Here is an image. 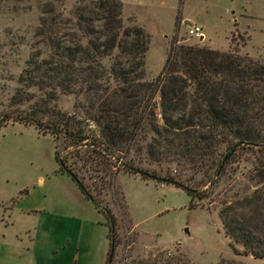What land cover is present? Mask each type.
Segmentation results:
<instances>
[{
	"label": "rangeland",
	"instance_id": "1",
	"mask_svg": "<svg viewBox=\"0 0 264 264\" xmlns=\"http://www.w3.org/2000/svg\"><path fill=\"white\" fill-rule=\"evenodd\" d=\"M45 1L0 0V119L7 113L14 119L31 114L42 123L35 129L9 120L0 127V264H104L109 248L106 218L62 169L57 152L99 207L116 217L113 264L157 252H168V257L187 264H219L222 259L264 264V257L233 252L220 218L226 203L254 190L250 178L261 159L257 149L240 148L218 177L216 168L191 172L175 163L157 166L146 160L144 152H116L119 158L109 157L89 144L91 138H102L99 126L86 119L82 95L57 87L39 89L21 80L25 69L31 68L33 54L40 53L37 63L47 56L34 36ZM120 1L125 25L135 24L148 35L144 81L160 73L175 39L177 44L220 51L235 48L264 64V0ZM185 20L202 28L203 41L186 34ZM156 99L159 112L158 95ZM66 118L72 131L89 137L81 145L62 129L50 132ZM144 134L143 147L152 132ZM130 159L134 167L155 176H163L167 169L180 186L125 171L120 163ZM184 187L207 191L208 196L190 203ZM40 225L54 244L42 241L34 248L31 235Z\"/></svg>",
	"mask_w": 264,
	"mask_h": 264
},
{
	"label": "trees",
	"instance_id": "2",
	"mask_svg": "<svg viewBox=\"0 0 264 264\" xmlns=\"http://www.w3.org/2000/svg\"><path fill=\"white\" fill-rule=\"evenodd\" d=\"M66 1L71 2L70 7ZM122 4L120 0L42 3L34 36L45 46L47 56L37 63L40 53L33 54L31 68L25 69L21 80L39 89L57 87L82 95L86 119L99 126L102 138H91L89 144L109 157H116V152H144L146 160L157 166L175 163L191 172L216 168L218 177L240 148L257 149L261 159L250 178L254 190L235 203H226L220 218L236 255L264 257V64L235 48L220 51L205 45L177 44L175 39L160 73L144 81L148 35L135 24L125 25ZM9 120L35 129L42 124L31 114L14 119L7 113L0 119V127ZM61 129L76 145L89 138L72 131L67 118L53 125L50 132ZM146 130L152 136L143 147ZM239 142L242 144L237 146ZM56 158L106 218L109 248L104 264H113L118 244L116 217L110 209L99 207L58 152ZM120 164L129 173L176 184L167 169L163 176H155L134 167L131 159ZM214 182L212 179L210 184ZM184 190L190 203L208 196L207 191ZM168 254L149 253L124 264H187ZM219 264L241 263L222 259Z\"/></svg>",
	"mask_w": 264,
	"mask_h": 264
},
{
	"label": "crops",
	"instance_id": "3",
	"mask_svg": "<svg viewBox=\"0 0 264 264\" xmlns=\"http://www.w3.org/2000/svg\"><path fill=\"white\" fill-rule=\"evenodd\" d=\"M202 33H203V31H202ZM204 37H205V35H204V33H203V39H204ZM203 39H202V41H203ZM198 40H199V39H198ZM42 227H44V225H40V227L37 228V229H35V231H34L33 234L31 235L32 238L30 239V243H31V246L34 247V248H36L38 244H41L42 241H43V242L47 241L49 245L54 244V242H53V239H54V238H51V236L47 237V234H46V233L43 234V233L41 232V228H42ZM47 242H46V243H47ZM55 249H56V247L51 248L52 251L54 250L53 252H55ZM56 252H57V251H56ZM56 252H55V253H56ZM107 252H108V249H107V251H106V257H107ZM105 260H106V258H105ZM104 263H105V262H104Z\"/></svg>",
	"mask_w": 264,
	"mask_h": 264
},
{
	"label": "built area",
	"instance_id": "4",
	"mask_svg": "<svg viewBox=\"0 0 264 264\" xmlns=\"http://www.w3.org/2000/svg\"><path fill=\"white\" fill-rule=\"evenodd\" d=\"M186 34L189 37H203V33H202V28L199 27L198 25H190L186 28Z\"/></svg>",
	"mask_w": 264,
	"mask_h": 264
},
{
	"label": "water",
	"instance_id": "5",
	"mask_svg": "<svg viewBox=\"0 0 264 264\" xmlns=\"http://www.w3.org/2000/svg\"><path fill=\"white\" fill-rule=\"evenodd\" d=\"M184 24L190 26V25H191V22H189L188 20H185V21H184ZM202 39H203L202 36L199 37V40H202ZM241 144H242V143L239 142V143L237 144V146H238V145H241ZM237 146H236V147H237ZM236 147H234V149L231 151V154L235 151ZM225 160H226V159H225ZM112 252H113V250L111 249V250H110V254H112Z\"/></svg>",
	"mask_w": 264,
	"mask_h": 264
}]
</instances>
